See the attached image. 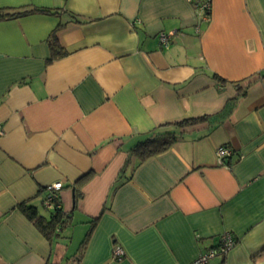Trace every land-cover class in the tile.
<instances>
[{
    "label": "crops",
    "instance_id": "crops-1",
    "mask_svg": "<svg viewBox=\"0 0 264 264\" xmlns=\"http://www.w3.org/2000/svg\"><path fill=\"white\" fill-rule=\"evenodd\" d=\"M200 1L0 0L56 12L0 20V264H188L225 233V264H264V0H208L206 22ZM54 183L70 223L48 240L17 205L47 215Z\"/></svg>",
    "mask_w": 264,
    "mask_h": 264
},
{
    "label": "trees",
    "instance_id": "trees-1",
    "mask_svg": "<svg viewBox=\"0 0 264 264\" xmlns=\"http://www.w3.org/2000/svg\"><path fill=\"white\" fill-rule=\"evenodd\" d=\"M206 0L192 3L194 7H198ZM33 13H42V14H54L56 12H52L50 10H44V9H31V10H25V11H16V10H5L0 9V20L1 19H7V18H18L21 16H26L28 14ZM209 10L206 11L205 15H208ZM73 17V16H72ZM74 18V17H73ZM56 37L55 34H52L50 36L49 41V47L51 49V52L54 53L53 55H60V52H57V49L60 47L56 43ZM213 78L216 79V81L219 84L224 83V79L217 75H213ZM251 79V78H250ZM209 116H201L198 118H190V119H184L180 122L175 123L173 126L179 130L184 129L186 127H191L194 125H197L202 122L208 121ZM178 130V131H179ZM176 140V134L172 131H162V132H156L143 141L138 142L136 145H134L131 148V152L136 154L140 160H145L151 156H154L158 153H161L165 151L167 148L170 147V145ZM89 178V175L83 176L80 178L76 185H81L85 183ZM44 191V190H43ZM48 195L44 191L43 195V201H42V207L43 209L48 213L47 215H41L39 214L38 210L28 203H21L17 205V209L36 227V229L48 240H52L54 237H57L60 235V232L65 229V227L68 226L69 222V216L68 214L64 213L61 206H60V200L59 195L57 199H53L54 209L53 210H47L44 207V200L46 199ZM58 206V207H57ZM83 246V243H82Z\"/></svg>",
    "mask_w": 264,
    "mask_h": 264
},
{
    "label": "built area",
    "instance_id": "built-area-1",
    "mask_svg": "<svg viewBox=\"0 0 264 264\" xmlns=\"http://www.w3.org/2000/svg\"><path fill=\"white\" fill-rule=\"evenodd\" d=\"M200 16V22H206L208 20V15H205L206 11L209 10L208 0L202 2L201 5L197 7ZM196 33L198 32V27L195 28ZM170 40V36L165 33L159 34V41L162 46H166ZM0 135H2V130L0 129ZM231 152L228 148L222 146L218 147L215 152V160L218 165H223L224 159L229 157ZM62 185L60 183H54L46 188V194L48 195L44 200V207L47 210H53L54 204L53 199H57ZM58 207V206H57ZM235 241L230 233H225L220 236L218 244L215 247L209 248L198 256L196 259L188 264H225V257L227 253L234 246ZM114 260H120L123 256V252L120 248H115L112 252ZM217 260V261H216Z\"/></svg>",
    "mask_w": 264,
    "mask_h": 264
},
{
    "label": "rangeland",
    "instance_id": "rangeland-1",
    "mask_svg": "<svg viewBox=\"0 0 264 264\" xmlns=\"http://www.w3.org/2000/svg\"><path fill=\"white\" fill-rule=\"evenodd\" d=\"M45 213H47L46 211H45ZM48 214V213H47Z\"/></svg>",
    "mask_w": 264,
    "mask_h": 264
}]
</instances>
